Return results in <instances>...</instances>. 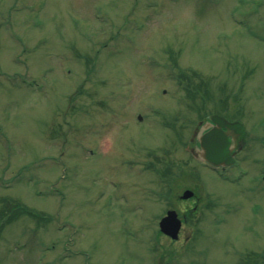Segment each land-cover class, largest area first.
Here are the masks:
<instances>
[{"label":"rangeland","instance_id":"374dc122","mask_svg":"<svg viewBox=\"0 0 264 264\" xmlns=\"http://www.w3.org/2000/svg\"><path fill=\"white\" fill-rule=\"evenodd\" d=\"M216 111L247 128L234 180L188 149ZM6 209L0 264H264V0H0Z\"/></svg>","mask_w":264,"mask_h":264},{"label":"water","instance_id":"95a60500","mask_svg":"<svg viewBox=\"0 0 264 264\" xmlns=\"http://www.w3.org/2000/svg\"><path fill=\"white\" fill-rule=\"evenodd\" d=\"M211 118L215 126L201 137L202 150L199 151V155L216 165L233 164L235 162L234 150L237 146H243L246 141L245 127L242 122L229 121L219 114H214ZM234 140L235 143H233ZM192 194L193 192L186 190L183 197L187 198ZM160 226L165 233L177 238L181 227L177 212L169 210L167 215L161 219Z\"/></svg>","mask_w":264,"mask_h":264},{"label":"flooded vegetation","instance_id":"af4514ba","mask_svg":"<svg viewBox=\"0 0 264 264\" xmlns=\"http://www.w3.org/2000/svg\"><path fill=\"white\" fill-rule=\"evenodd\" d=\"M208 118H206V119H204V120H202V121H199V126H198V128H197V130H196V134H195V136L194 137H192V143H191V148L194 150V149H196L198 146H199V135H200V133L202 132H206L208 129L207 128H204L203 129V127H204V123H205V121L207 120Z\"/></svg>","mask_w":264,"mask_h":264},{"label":"trees","instance_id":"16d2710c","mask_svg":"<svg viewBox=\"0 0 264 264\" xmlns=\"http://www.w3.org/2000/svg\"><path fill=\"white\" fill-rule=\"evenodd\" d=\"M20 210H21L22 212H23V211H25V212H29L28 210H23V209H20ZM30 212H31V210H30Z\"/></svg>","mask_w":264,"mask_h":264}]
</instances>
